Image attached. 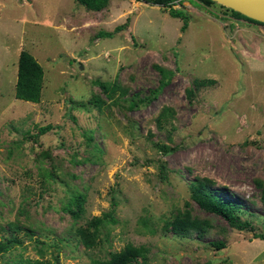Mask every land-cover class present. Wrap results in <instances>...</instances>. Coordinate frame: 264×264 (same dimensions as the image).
I'll return each mask as SVG.
<instances>
[{
  "label": "rangeland",
  "instance_id": "rangeland-1",
  "mask_svg": "<svg viewBox=\"0 0 264 264\" xmlns=\"http://www.w3.org/2000/svg\"><path fill=\"white\" fill-rule=\"evenodd\" d=\"M172 7L186 27L142 0H0V239L28 230L0 264H97L127 244L151 264H264V25L217 2ZM21 50L43 69L38 102L15 97ZM202 177L252 229L200 208ZM186 211L204 236L173 233Z\"/></svg>",
  "mask_w": 264,
  "mask_h": 264
},
{
  "label": "trees",
  "instance_id": "trees-1",
  "mask_svg": "<svg viewBox=\"0 0 264 264\" xmlns=\"http://www.w3.org/2000/svg\"><path fill=\"white\" fill-rule=\"evenodd\" d=\"M90 10H100L101 8L107 5L108 0H77ZM151 4L160 5L163 7L169 8V14L174 17H181L184 20L183 28L187 25V15L179 9L173 8L177 0H142ZM205 5H210L215 3L212 0H199ZM230 11L233 17L244 18L250 22L263 24L261 22L255 21L248 17H245L241 13L234 11L230 8H227ZM158 71L163 74V78L166 75L164 69L156 66ZM171 73V71H167ZM166 77V76H165ZM42 79H43V69L38 61L26 50H21L18 55L17 60V79L15 83V97L17 99L38 102L41 97L42 89ZM213 80H209L208 83H212ZM164 83V80H162ZM202 82H197V84ZM134 96V94H133ZM131 96L128 98L129 105L128 107L132 108L136 106V101L134 97ZM149 99V98H147ZM51 128L50 124L39 127V131L36 134L41 135L44 132L48 131ZM51 174V173H50ZM212 182L207 178H198L195 181L191 182L189 185L190 196L196 201L200 208L221 215L234 229L237 230H247L252 229L251 223L247 219H242L240 216L241 212V203L240 200L235 199L229 195L227 190L224 188H213ZM83 196H76L72 198V201L76 207L80 209V206L83 202ZM73 211V210H72ZM75 213V212H74ZM103 222L101 217H93L90 221V224L99 227ZM167 223V222H166ZM171 230L173 233L181 238L190 237L192 234H196L198 237H202L207 233L206 226L203 221L191 217L189 212L184 214H179L169 222ZM3 231V228L0 229V232ZM9 231L8 235H3L0 239V255L3 252L8 251L11 246L16 243H21V240L18 237V232L24 231L27 235L28 230L21 228L18 224H12L10 227L4 230ZM85 240L87 246H91L94 242L90 235H88V230L79 231ZM254 238L264 239V233L254 234ZM212 245L216 249H221L225 247L224 241L221 240L212 242ZM97 264H151L148 262L146 255V248L144 246H135L133 244H127L121 250L111 253V256L107 260H101Z\"/></svg>",
  "mask_w": 264,
  "mask_h": 264
},
{
  "label": "water",
  "instance_id": "water-1",
  "mask_svg": "<svg viewBox=\"0 0 264 264\" xmlns=\"http://www.w3.org/2000/svg\"><path fill=\"white\" fill-rule=\"evenodd\" d=\"M264 24V0H212Z\"/></svg>",
  "mask_w": 264,
  "mask_h": 264
},
{
  "label": "crops",
  "instance_id": "crops-1",
  "mask_svg": "<svg viewBox=\"0 0 264 264\" xmlns=\"http://www.w3.org/2000/svg\"><path fill=\"white\" fill-rule=\"evenodd\" d=\"M260 25V24H259ZM264 25V24H263Z\"/></svg>",
  "mask_w": 264,
  "mask_h": 264
}]
</instances>
